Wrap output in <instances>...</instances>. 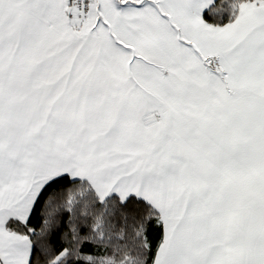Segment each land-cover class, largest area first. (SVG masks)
<instances>
[{
    "label": "snow or ice",
    "instance_id": "1",
    "mask_svg": "<svg viewBox=\"0 0 264 264\" xmlns=\"http://www.w3.org/2000/svg\"><path fill=\"white\" fill-rule=\"evenodd\" d=\"M0 264H264V0H0Z\"/></svg>",
    "mask_w": 264,
    "mask_h": 264
}]
</instances>
